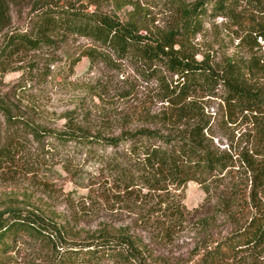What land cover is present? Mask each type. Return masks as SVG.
Wrapping results in <instances>:
<instances>
[{
	"label": "rangeland",
	"instance_id": "obj_1",
	"mask_svg": "<svg viewBox=\"0 0 264 264\" xmlns=\"http://www.w3.org/2000/svg\"><path fill=\"white\" fill-rule=\"evenodd\" d=\"M195 1L0 0V96L35 122L104 137L134 131L183 133L200 123L207 127L208 146L233 164L203 186L189 182L163 194H148L140 187L123 192L96 156L26 143L13 163L0 164V213L18 210L39 216L57 229L56 243L63 245L112 240L130 230L151 264H194L256 207L264 209V176L256 177L264 167V137L254 116L232 113L221 99L203 93L178 106L169 104L163 94V81H171L166 71L113 56L107 64L98 55L102 50L82 37L55 35L49 38L52 44L19 53L6 43L14 33L33 36L35 16L45 5H73L123 21L132 17L140 27L155 31L174 25L177 6ZM240 10L238 25L213 17L209 9L193 41L198 59L208 56L214 66H222L254 58L264 66V8L260 12L242 5ZM261 73L256 85L264 90ZM256 117L261 123L262 116ZM172 197L190 214L165 240L157 223ZM229 197L234 199L224 206ZM203 218L209 219L205 229ZM1 263L56 264L53 252L31 244L19 245ZM228 264H264V254Z\"/></svg>",
	"mask_w": 264,
	"mask_h": 264
},
{
	"label": "trees",
	"instance_id": "obj_2",
	"mask_svg": "<svg viewBox=\"0 0 264 264\" xmlns=\"http://www.w3.org/2000/svg\"><path fill=\"white\" fill-rule=\"evenodd\" d=\"M242 5L262 12L264 0H197L179 5L174 25L155 31L140 27L132 17L123 21L114 14L89 12L73 5H45L35 16L33 36L14 33L7 36L6 43L19 53L50 45L53 41L49 38L59 34L85 38L102 50L98 55L107 64L113 62L110 58L113 56L166 71L171 81H163V94L169 104H184L197 93L218 97L232 113L254 116V124L259 125L264 137V90L256 85L258 74L262 72L264 76V66L254 58L214 66L208 56L197 58L200 53L193 44L203 30L209 9L213 17L240 25ZM258 115L262 116L261 123ZM206 128L198 123L183 133L134 131L117 137L91 135L39 124L0 96V164L13 163L26 143L50 151L74 148L96 156L115 176L121 191L140 187L148 194H163L171 186L179 190L189 182L203 186L233 166L228 157L208 146ZM263 176L264 167L256 172L258 179ZM232 199L222 201L223 205L227 206ZM178 203L172 197L159 213L162 219L157 228L165 240L176 234L190 214ZM208 223L207 218L200 220L204 229ZM56 231L33 213L18 210L0 213V264L4 257L25 244L48 248L56 264H151L130 230L119 232L112 240L101 239L87 245L58 244ZM261 254H264V209L256 207L235 230L204 250L194 264H228Z\"/></svg>",
	"mask_w": 264,
	"mask_h": 264
}]
</instances>
